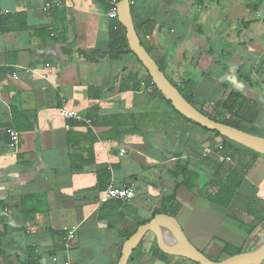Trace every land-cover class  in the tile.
I'll return each instance as SVG.
<instances>
[{"label":"crops","instance_id":"crops-1","mask_svg":"<svg viewBox=\"0 0 264 264\" xmlns=\"http://www.w3.org/2000/svg\"><path fill=\"white\" fill-rule=\"evenodd\" d=\"M109 3L0 0V264H116L137 227L174 208L204 256L259 247L264 157L233 143L226 150L149 89L141 64L120 53ZM129 3L150 57L194 108L237 95V128L264 139V0ZM232 169L243 178L229 207L209 203L208 183L224 184ZM109 185H129L134 197L98 203ZM127 264L195 263L162 253L149 232Z\"/></svg>","mask_w":264,"mask_h":264},{"label":"water","instance_id":"water-1","mask_svg":"<svg viewBox=\"0 0 264 264\" xmlns=\"http://www.w3.org/2000/svg\"><path fill=\"white\" fill-rule=\"evenodd\" d=\"M117 22L124 29L125 41L129 52L141 64L152 85L170 107L186 120L210 132L217 133L228 142L245 148L264 157V139L252 136L235 128L215 123L193 108L164 77L152 58L140 45L135 33L129 0H119L116 6ZM157 237L159 250L168 256L184 258L195 264H261L264 261V242L257 248L214 262L208 260L196 250L184 237L176 220L168 215H155L149 222L137 227L135 232L123 243L120 257L116 264H127L131 253L147 233Z\"/></svg>","mask_w":264,"mask_h":264},{"label":"trees","instance_id":"trees-1","mask_svg":"<svg viewBox=\"0 0 264 264\" xmlns=\"http://www.w3.org/2000/svg\"><path fill=\"white\" fill-rule=\"evenodd\" d=\"M119 2V0H118ZM245 25V24H244ZM122 32H123V36L122 38L120 39V53H122L123 51L121 50H124L126 51L127 53H130L129 50L127 49V46H126V41H125V38H124V31L121 27H119ZM135 30V33L139 39V42H140V45L144 48V50L148 53V55L150 56V51L147 47H145L143 41L141 40V38L138 36L137 34V31L136 29ZM117 49H115V51L112 49V51L116 52ZM159 68V67H158ZM144 81H145V84L147 86H150L156 93L157 90L155 89V87L152 85L149 77L145 76L144 78ZM171 83V82H170ZM176 89L177 91L180 93V95L182 96V98H184V100H186L193 108H194V105L192 104V102L187 98L185 97V95H183V92L182 90L177 87L175 84L171 83ZM166 104L170 105L169 102L165 101ZM240 97H238L237 95H233V94H230L228 95V97L226 98V100L219 106H212L210 107L211 110L207 111V112H204V111H198L199 113H201L202 115H204L205 117H207L209 120L215 122V123H219V124H222V125H226V126H229V127H232V128H235L237 130H239L235 124V121H242L239 117H238V111L240 110L241 108V103H240ZM181 118H183L182 116H180ZM185 121L195 125L194 123L186 120L185 118H183ZM196 127L202 129L203 131L205 132H208V133H211V134H214L218 137H220L217 133L215 132H210V131H207L206 129L204 128H201L197 125H195ZM221 140L223 141V146L225 147L226 150H229L230 149V142H228L226 139H224L223 137H220ZM242 178H243V174L242 173H239L237 170L235 169H232L229 171L228 175H227V179L225 181L224 184H220V183H217L215 181H210L208 183V187H207V191H206V194H205V199L213 204V205H216L218 207H221V208H228L229 205L231 204L234 196L236 195V191L238 189V186L240 184V182L242 181ZM171 198H168L166 200V202H171ZM159 213V212H158ZM163 213H166L163 211ZM168 214H170V216L172 217H175L176 213H177V208H174L170 211H167ZM157 252L159 253V251L157 250ZM240 251L238 250H234V249H231L230 247L228 246H224L223 248L219 249V248H212L210 250V252L208 254L205 255V257L208 259V260H211V261H214V262H218L221 258L222 255H225V256H228V257H232V256H235V255H238Z\"/></svg>","mask_w":264,"mask_h":264},{"label":"built area","instance_id":"built-area-1","mask_svg":"<svg viewBox=\"0 0 264 264\" xmlns=\"http://www.w3.org/2000/svg\"><path fill=\"white\" fill-rule=\"evenodd\" d=\"M117 4H118V0H110L109 10L107 12V17H109L110 19H113L114 21L117 20V13H116ZM50 8H51L50 4H46L44 6V10H48ZM3 14H4L3 12H0V23H1V19H2ZM141 86L146 87L145 84H143V83H141ZM148 88L150 89L151 87H148ZM60 114H61V117L65 118V119H70V120H73L76 122H82L85 125H89L88 121L84 120L81 116H79L78 114H76L74 112H71L68 110H62L60 112ZM8 135H9V139H10V145H13L17 141V134L11 130V131H9ZM123 154H124V151H120V155H123ZM225 161H226V164H228L231 167H234L235 164L231 159L226 158ZM133 197H134V191H133L131 186L121 185L119 187H115V186L109 185L105 189L103 194L101 195L98 203L102 204V203H105V202L110 201V200H117V201H121V202H126V201L131 200ZM74 233H75V230H72L68 233L67 238H66L67 240L65 243V247H67V248L69 247L70 241L74 237Z\"/></svg>","mask_w":264,"mask_h":264},{"label":"bare ground","instance_id":"bare-ground-1","mask_svg":"<svg viewBox=\"0 0 264 264\" xmlns=\"http://www.w3.org/2000/svg\"><path fill=\"white\" fill-rule=\"evenodd\" d=\"M10 140V139H9Z\"/></svg>","mask_w":264,"mask_h":264}]
</instances>
